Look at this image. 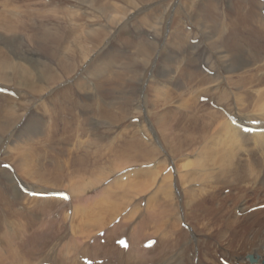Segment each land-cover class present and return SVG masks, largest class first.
Wrapping results in <instances>:
<instances>
[{"label": "bare ground", "instance_id": "bare-ground-1", "mask_svg": "<svg viewBox=\"0 0 264 264\" xmlns=\"http://www.w3.org/2000/svg\"><path fill=\"white\" fill-rule=\"evenodd\" d=\"M13 1L14 0H6V3L2 5L5 7V9L8 12L5 14V16H4V13L0 14V26H1L0 31L6 30L8 33H10L12 38H14V40H6V41H7L8 46L11 48L13 55H15L17 58H13L11 56H6V58H3V56L0 53V84L5 85L3 86V88H6V86H11L12 88H16L20 93L24 92V88H28L26 92H29L33 96V100H36L38 99L39 96L44 95L45 93H42L43 88L39 87L35 83L37 82L38 84V81H40L42 85L43 83H46V85L47 84L50 85L49 83L53 79H55L56 74L55 72L53 73L52 71H50V69H53V67L49 64L48 65L51 68L49 66L47 67L45 65L44 66L41 65L43 68L39 69V63L41 64V61L39 59L30 57V55L27 54V46L24 44L23 37L21 38V35L23 34L19 33V31L22 28L27 27L28 23L26 21H21V20L16 21L15 18H16V15H18L17 13L19 11L14 12L13 8L19 9L20 13L22 14H26L27 11L22 12L21 7H22V4H24V6H28L29 0H21V1H16V2H13ZM34 1L37 3H40L38 8L43 6L41 9L36 10L37 11L36 14L37 16H39V20L42 21L44 19L43 16L45 15V13L48 10L54 9V8H51V6L53 7V5L55 4V0H52L50 5L43 0H40V1L34 0ZM60 1H64V4H69L70 1H75L76 3L72 5V8L73 7L84 8L85 5L89 7L93 6L94 1L96 0H58V5L61 4ZM123 1L127 4V6L134 7L136 14L141 12V10L138 9V5L135 1L133 0H123ZM173 1L169 3L168 0H161L159 1V3H161L160 5H163V4L169 5L171 8H173L174 7ZM237 2L239 1L237 0ZM250 3L253 4L252 6H254L253 7L254 9L252 11L250 10L251 12H249L248 15L246 14L247 12L246 11L245 14L242 16L243 19L241 18V21L240 20L232 21L233 23L230 22L229 24L217 18L216 20L210 19L211 22H208L209 20L206 21L207 18H204V20H202L201 22L199 21L200 23L198 22V24L197 22L195 23L191 21L190 23H192L194 30L192 29V31H190L189 27L191 25L189 26L188 24H186L187 28L189 29V31L187 30L188 33H184V31H182V33L175 32V35H174L175 40L174 39L169 40L171 46L176 47V49L179 51V50H182L184 46H187L188 41H191V39L194 41L195 39L200 38L199 33L196 34L195 32V30L197 31L199 30L201 32V35L205 43L208 46H210L212 50L217 51L220 56L216 54L215 51L213 52L211 56H208L209 54L207 53H209L210 51H209V48H206L205 51L203 50L204 54L202 55V57H196L195 55H193V53H194L195 48L197 49L199 46L196 47V45L194 44L192 45L191 42L187 46L186 50L192 53L193 57L197 60L198 63H201V64L205 63L206 65H209V67L211 66V68H214L213 70L218 71V75L216 74L217 73L216 72L214 76L210 75L205 80H203V82H210V84H213V85H210L212 87L201 84L198 87H194L193 90L189 89V93L191 94V90H192L193 95H194L193 96L191 94L193 102H191L190 97L185 98L184 95H182L183 97L180 96L182 101L184 102V103H181L182 105L185 104L187 106V103L191 102L189 103L191 104L189 106L190 114L188 112L186 115H179L177 114L178 111H174L171 108V106L168 108L166 107L164 110H161L160 112L155 113L156 121L158 122L159 127L162 126V129H161L162 136L159 135L157 130H155L151 126L152 124H148L149 128L147 125H143L141 136L144 138V140L149 141V143H151L153 146L150 149L141 148V150L136 152L135 155H137L140 159H137L135 156L134 158H136L135 159L136 161L140 160L141 162L139 163L136 162L134 164H138L137 166H139V168H136L134 171H131V170L127 171L126 169L123 174H121L120 172H117V173L115 172V175L113 176V178H105L103 175H100L101 177L95 178V179H89L87 182L80 184V185L79 184L75 185L76 183H74L73 181L72 183L74 184L69 183L70 185L68 187H70L69 190H70L72 199L77 198V201H75L77 203L74 204V206L71 204L72 208L70 206V209L74 210L73 211L74 215L69 221L70 225H73L74 218H76L77 213L79 214L86 213L88 212V208H90L91 213L96 217V222L102 225L103 227H105L108 224L110 225L112 223L115 224V227L113 229L109 228L110 230L108 231L109 233L108 241L105 245H101V243L98 244V242H94V244H92V246L94 247V250H93V248L90 247L91 245L89 242L82 241V242L77 243V250L81 253L80 254L81 257L79 258L80 261L82 260L83 257H91L93 260L110 258L109 262L104 263V264H149V262H153L156 264H223L219 260L220 259L219 255H221L222 257L225 258V260L229 261L232 264H263L264 263V216H263L264 211L257 210V211L251 212L253 206L255 205L260 206L264 204V132L245 133L241 128L236 126V123L233 120L229 119V117L226 115L224 110H221V107H223L225 110L233 114L234 119L240 118V121L242 123L244 119L250 120V121L252 120L257 121L256 119L264 120V59L263 58L261 59L258 54V51H259L258 48L259 47L262 48L263 46H258L257 48L255 45V42L250 40V38L246 37V34L249 33L250 37L256 38V41L264 40V15L261 14V12L264 11V5L262 3V0H256V1L250 0ZM149 6H152V4ZM257 6L259 8L261 7L259 10L258 17L256 16V13H255V8ZM191 7L189 8L191 9ZM239 9H242V8L239 7ZM131 12L133 14L134 11H131ZM73 13L74 12L71 11V16L73 15ZM169 13H170V10H169ZM29 15L30 13L27 14L26 17H28ZM78 18H79V15H78ZM145 19L146 18H144V21L142 22L144 26L146 23L152 22V21H149L148 19L146 20ZM28 20L30 21V16L28 17ZM156 21L158 20L156 19ZM61 23L63 22L61 21L59 24ZM38 25H39V22H38ZM198 25H200L204 30L200 29ZM161 27L165 29L166 25L162 24ZM74 31H77V35H79V33L81 34L82 32L80 29H73L69 31V34H72V32ZM95 32L96 31H94V28H91V30L88 31V37H92V35ZM150 32L152 31L151 30L145 31V34L149 35ZM157 33L159 34V32ZM77 35L75 36V40H74V42L76 41V43L74 44L75 46H77V37H78ZM166 35L167 33L163 32V36L166 37ZM65 37L66 36H64V38ZM152 37L156 39L155 36H152ZM64 38L62 37H60L59 39L56 38L57 40L56 39L55 40L57 42L53 40H48L49 32H45L43 34V38L41 39L44 40L45 42L58 43L61 48L57 46L58 44H56L55 46H57L59 49L62 50L61 54H63V52L66 54L67 49L66 50L64 49L65 48L64 43L67 41V39L65 40ZM125 39L127 38L125 37ZM172 41H175L173 42L174 44L172 43ZM238 41L243 42L242 43L243 45L245 44H248V45L243 47V45L241 46L238 44ZM262 43H264V41ZM168 44L169 43H167V45ZM49 47L50 46L48 45V48ZM57 47H56V50L58 51ZM251 48H254V50H252ZM50 49L48 50L49 51L53 50V49L51 50ZM255 49H257V51H255ZM158 50L159 48H158L157 43L151 42L147 39H145L143 44L139 47V49L137 50V55L140 57L143 56L142 65L144 69L147 68V66H149L152 63L151 60L153 58L154 51H156V56L157 54L159 56ZM70 51H72L73 55L68 54L69 55L68 56L66 54L65 56L68 58L72 57L71 58L72 60L74 59V56L77 55V48L70 49ZM120 51L124 53L123 48H121ZM124 51H126V48H124ZM248 51H251L252 55L248 54ZM224 52H227V54L224 55V59L221 60L220 65L216 67L212 66L211 58L213 57V55L216 54L218 57H221V54H223ZM80 53L86 54L87 52L86 50H80ZM118 53L119 52H117V54ZM168 55H171V54L167 53L164 56L165 61L168 63L164 64L163 71L160 73L161 80L156 83L158 85L156 87L154 86L155 91H153V93L155 92L157 95V101L161 105V108L164 105L172 104L176 100H179L178 96H176L177 93L175 92L172 93L174 83L176 84V86L178 85L179 78L177 76V73L179 71L177 72L175 69L173 71L171 63H170L171 62L170 59H172V56L168 58ZM52 58L51 60H53ZM76 58L78 57L76 56ZM128 58L129 57H126V59ZM22 59L26 61L32 60L31 63L34 62L35 64H38L36 68L39 72H35V71L30 70L29 68H26L23 65V63L20 61ZM57 59L61 60L60 64H61L62 69L59 68V70L65 71V73L66 72L70 73L71 71L75 73L74 70H77V69L72 68L71 63H69L70 61L69 59H68L69 61L67 62L70 65L67 62H65L67 59L64 58V55H59V58L57 57ZM129 59L131 60V58ZM92 61H94V59H92ZM119 61H120V58L118 55H111L109 53H106L105 57L99 58L97 61L95 60L94 61L95 63H93L94 65L92 64L90 65H92L91 69L93 70V72H96V74L99 73L103 75L105 72H101L102 70L108 72L110 68L112 67L113 69H116L114 65H116ZM203 61H206L208 64ZM58 67L59 66H57V68ZM74 67L76 68V66ZM126 67H128L129 69V62L127 63V65H124L125 69H127ZM118 69L119 68H117L116 70ZM180 71H181V68H180ZM227 71L231 72L232 74H229ZM191 73L193 74V72L187 71V76H190ZM222 73L224 74L227 73V75L225 74L226 75L225 80L221 79L220 74ZM99 74L98 76H100ZM166 76L171 77V78L169 80H166ZM19 77L21 78V82L20 84L16 85V80ZM116 79L117 78H115L114 80ZM65 80L67 79L65 78ZM107 80L109 82L113 81L109 79ZM31 81L34 82L35 85L31 84ZM86 83L88 84V82ZM196 84L198 83L196 82ZM246 84H251V85L248 86ZM21 85L23 86L21 87ZM90 85L92 84L90 83ZM192 86L194 85H191L190 87ZM245 86H247L248 88H246ZM75 87L76 85H73V87L71 88L75 89ZM77 87H78V84H77ZM103 87H99V88H103ZM232 87L233 88L236 87L238 91L234 92L232 90ZM87 88H91L89 84ZM247 89H252V91L254 92L253 95L256 99L255 102L249 103V106L245 107L246 109L243 108L244 110H242V108L240 107L235 106V109L237 110L236 111L232 107L228 106L229 102L232 100L233 97H234L235 102L244 101L245 93H246L244 92V90H247ZM56 91L58 90H55L53 93L55 94ZM46 94L44 95L45 98L39 99L36 103L42 101V108L45 109L44 110L45 114L51 119L49 123L50 125L45 123L42 120H35L26 127L25 133H28V132L39 133L40 131H43L47 136V140H46L47 142L54 141V138L59 136L58 139L61 138L66 143H69L70 145L75 146L73 147V149H68L65 151V152H69L68 154L69 159H67L68 162L65 163V165L60 164L59 167H55V165L53 166L52 164L53 169H59L64 174L66 166L69 167V164L73 166L71 164L72 163L71 157L75 156L74 160L77 161V158L80 155H81V161L84 162L85 166H89L87 169L84 170L85 173H89L90 172L89 170L95 171L97 166L106 164L107 161L110 160V157L112 155L114 156V154H112L111 156H108L107 154L105 155L107 156L106 158L105 156H103V153L100 152V150H94V151L91 150L92 152L91 151L81 152V150L80 152H78L77 150L78 149L77 146H79L78 144H80V143L77 144V134L79 132V129L81 128V125L78 123L77 113H75L77 111V96L73 95L71 90H68L66 92L64 91L61 93V95L59 94L60 96H57L58 99L57 98L55 99V97H54L55 100L53 99L54 101L51 99V101H53V107L48 108L47 104L48 105H51V104L45 101L47 98H49V95L46 96ZM22 95H25V93H23ZM201 96L209 97L210 104L213 101L214 105H216L217 107L212 106L213 109L210 111H207V109L203 106L201 107L199 104H197ZM137 98L135 97V99ZM3 101L11 102L12 100L11 99L6 100L5 97L0 96V135L1 136L5 135L7 132L12 130L11 127L15 126L16 123L20 119L18 115V109L20 108V106L12 105L11 106L12 110H11L9 109V106L7 107L5 105L2 106ZM87 102H89V100ZM135 104L136 103H134V105ZM140 104L143 106L141 102L139 103V106ZM93 105H95V102ZM23 106L24 104H22V107ZM197 107H199V109ZM94 108L95 107H93L92 109ZM180 109H183V108L181 107ZM252 109L255 113H257L256 119L250 118L245 115L246 113H251ZM140 110L142 111V109ZM143 110L145 111L144 120L146 122L149 120V117H150V112L148 111L149 109L147 106V102H145ZM60 111H62V113L66 112V115L62 116L61 114L60 116H58ZM120 113L118 114L120 115ZM128 114L129 113H127L126 115ZM70 115H73V117ZM167 115H170V116H167ZM117 117L118 116H116L115 118ZM168 118L172 119V123H173L172 125L167 124ZM72 119H74L73 124L68 122V120H72ZM114 120L115 119L113 118V121ZM121 123L119 125H121ZM247 126H250L252 128L259 127V126L251 125L250 123H248ZM104 127L106 128L107 126H104ZM262 128L264 129V126H262ZM92 129H97V126L92 127ZM167 129H169V131H167ZM122 133L123 132H121V134ZM151 133L154 134V138L151 137ZM117 135L119 134L117 133ZM11 138H13V135ZM3 139L1 140V142L4 141ZM155 140L158 141V145L155 144ZM119 141H121L122 143V140H119ZM7 142L8 140L4 142L5 143L4 147ZM144 143L145 142L143 141H138V145H143ZM109 144H110L109 146H111V142ZM114 145L115 144H113L112 146ZM80 146L82 147V145ZM84 146L85 145H83V147ZM109 150L111 151V153H113L111 149ZM86 153L91 154V155L89 156L87 155V157L82 156V155L86 156ZM127 156L131 158L133 155L129 153L127 154ZM44 157H47L45 153H44ZM9 159H10L9 162L8 161L7 162L10 163L11 161L13 163L12 155L9 156ZM104 159L105 161L103 162ZM13 165H15L14 173L6 168L4 169L0 167V187L3 185H6L8 187V189H5L6 191L12 187L15 193V198H12L11 196H9L8 198L5 193H2L0 191V206H1L0 209L6 211L4 219H2L3 217L2 215L0 216V237L2 236L3 233L4 234L7 233V229L9 225L5 226V222L7 221V216L12 213V208L15 205V203L22 202L23 199H28V200L38 199L37 197H30L29 195L24 194L22 190L18 187L17 181L13 183L12 185L9 184L7 180L12 175L14 176V179H15L16 172H21L18 165L16 164H13ZM170 166H172V169L167 171V169ZM103 168H106V166L104 165ZM103 168H102L101 173H104L106 175V170H104ZM52 180L55 182L53 185H55L59 181V176L54 175ZM120 181H127V183L120 185L119 184ZM259 184H260V187H258ZM27 187L29 189L43 192V193L50 192V191L63 190V189H51V190L50 189H36L28 185ZM227 188H229L231 192L228 195L224 193V190H226ZM253 188H256V190H253ZM0 190H2V188H0ZM252 191H255V193H252ZM143 193L149 195L148 197L149 203H155L157 196L159 195L163 196L164 200H166L165 204L162 202L164 204L165 209L163 207H161L160 209H155L154 211H157V215L152 214L151 224L149 225L146 224L143 227V225L145 224L144 223L145 221L142 220L139 223V225L134 227L135 229H133V232L131 233L127 229L125 230V227H127L128 225V221H129L128 218L131 219L132 217V219L135 220L137 212H138L137 206H139L135 204V203H138L136 199H138L139 197L138 194H143ZM101 195L105 197L97 198L98 196H101ZM117 195H120L122 197V203L125 204L126 211H123L124 208L120 207L112 199L113 197ZM250 197H253L254 199H258L259 201L251 204L252 199L250 202ZM85 198L87 201L93 200V205L92 206L89 205L90 201L88 202V204H83L82 202L83 200L85 201ZM50 199H53V198L45 199V201H49ZM97 199H101V200L108 202V205L104 207H98ZM143 200L144 199H142V202ZM95 206L97 210L95 209ZM127 207H129L128 211H127L128 209ZM103 213H106L107 216H103ZM240 213L241 215H239ZM117 218H120L119 223L115 222ZM183 222H186L189 225V229H184L182 227ZM138 226L140 228L139 230H137ZM144 229L145 230L147 229V231L149 230L150 232H145ZM150 229L154 231H151ZM122 231L130 235L131 244H130L129 250L127 251L121 248L118 249L116 245L115 246L113 245V242H114L113 238L116 235H119ZM138 231H140V233ZM114 232H116L117 234L112 235ZM33 235H34V238H37L34 240V246L38 250H36L35 253H27L26 255L24 254L21 256H13L11 260L6 258L5 264H39L40 262H46V261L55 263V264H84L82 263V261L81 262L79 261L78 263L79 255L76 253L77 251L76 249L73 250L74 248L73 242L67 247H65V245H61L59 243H55L53 246H51L52 244L45 243L43 240L39 241L44 237L46 238L49 237V235L47 234V231L45 229H42L41 227L37 228L34 231ZM17 237H19L18 232H17ZM148 238L158 239L157 245L152 249H144L141 247V245ZM8 242L10 241H7L6 243ZM35 242H41L42 244L39 246ZM43 249L47 251L49 250L48 252H46V254H44L46 255V257L39 256V254L43 252L42 251ZM73 251L74 253H72ZM190 252H192L193 257L190 256ZM47 253H49V256L47 255ZM58 256H60V258L57 259ZM250 256L253 257V259L255 260L254 263L250 262V260L248 259V257ZM1 260L2 258H0V264H3V261L1 262Z\"/></svg>", "mask_w": 264, "mask_h": 264}, {"label": "rangeland", "instance_id": "rangeland-1", "mask_svg": "<svg viewBox=\"0 0 264 264\" xmlns=\"http://www.w3.org/2000/svg\"><path fill=\"white\" fill-rule=\"evenodd\" d=\"M16 1H21V0H14L13 2H16ZM133 1H135L137 3L138 9L141 10V12L138 11L139 12L138 14H136L134 7L127 6V4L123 0H112V1L111 0H96V1H94L93 6L89 7V6L85 5L84 8H80V7H78V8L73 7L72 8V5L76 3L75 1H70L69 4H64V1H60L61 2V4H59L60 6L58 5V3L57 4L55 3L53 5V7L51 6V8H54V9L48 10L45 13V15L43 16L44 19L42 21L39 20V16H37L36 10L41 9L43 6L38 8L40 3H37V6L35 7V5H36V2H35L33 9H31V12H33L34 15H32L30 17V21H35V24H34V22H32V23L30 22L29 25L27 24V27L22 28L19 31V33L23 34V35H21V38L23 37L24 44L27 46V54L30 55V57L39 59L41 61V64L39 63V69L43 68L42 66H44V65L47 67L49 65H51L53 67V69H50V71H52L53 73L55 72V74H56L55 79H53L49 83L50 85H48V84L46 85V83H43V85H44L43 86L40 81H38V84H37V82L35 84L38 85L39 87L43 88L42 93H45V94L47 93L46 96L49 95V98H47L45 100L46 102L51 104V105L47 104L48 108L53 107V101L57 98V96H60L61 93L64 91L66 92L68 90H71L73 95L77 96V111L75 113H77L78 123L81 125V128L79 129V132L77 134V144L80 143L78 145L79 146L82 145V147L80 146V148H79V146H77L78 152H80V150H81V152H89L91 150L92 151L100 150V152L103 153V156H105L107 154H108V156H111L112 154H114V156L112 155L110 157V160H108L106 164L97 166L95 171L89 170L90 171L89 173H85V171H84L89 166H85L84 162L81 161V155L78 156L77 161L74 160L75 156H73V157L70 156L71 161H72L71 164L73 166H71L70 164H69V167L66 166L64 174L59 169H53L54 165H55V167H59L60 164L65 165V163L68 162L67 159H69V156H68L69 152H65V151L68 149H73V147H75V146L70 145L69 143H66L61 138L58 139L59 136L54 138V141L47 142L46 141L47 136L43 131H40L39 133H34V132L25 133L26 127L31 122H33L35 120H42L47 124L50 123L51 119L45 114V112H44L45 109L42 108V101L38 102L41 104V106H40V104L36 103L39 99L45 98V96H44L45 94L39 96L38 99L33 100V96L29 92H26V90H28V88H24L23 93H25V95H22L23 94L22 92L20 93L16 88H13L18 93L19 97H21L19 99L12 98L15 100V102L19 103L20 108L18 107L19 108L18 109V115H19L20 119L16 123L15 126L11 127L12 130L7 132L5 135H2V136L0 135V143H1V145H0V160H2V161H0V164L2 162H7V161L9 162V160H10L9 156L12 155L13 156V163L10 161L9 164L12 163L11 165L13 167L15 166L13 164L18 165L21 172H16V175L19 178H21V180L23 181V183L26 186L28 185V186L34 187L36 189H50V190L51 189H63V190L69 191V193H70V190H69L70 187H68L70 184L76 183L75 185H78V184L80 185V184L87 182L89 179L99 178V177H101L100 175H103L105 178H113V176L115 175V172L116 173L120 172L121 174H123L126 169H127V171L128 170L134 171L136 168H139V166H137L138 164H134L136 162L137 163L141 162L140 160H138V161L135 160L136 158L140 159L137 155H135L136 152L141 150V148L150 149L153 146L151 143H149V141L144 140V138L141 136L143 125L148 126V124H152L151 126L155 130H157L159 135H161L162 126L159 127V124L156 121V116H155L156 112H160L161 110H164L166 107L168 108L171 106V108L174 111H178L177 114L186 115L190 110L189 106L191 104H189V103L193 102V99H192L193 88L198 87L201 84L205 85V86L213 85V84H210V82H203V80H205L210 75L208 73H205L204 71H202L200 69L201 63H198L197 60L193 57V55H195L196 57H202L206 48H209V51H210L209 53H207V54H209L208 56H211L213 54V52L215 51V50H212V48L205 43V41L201 35V32L199 30L198 31L195 30L196 34L199 33V35H200V38H198V40H200V43H196V47L199 46L198 47L199 49L195 48L193 55H192V53H190V51L186 50V48L190 44V42L193 45L192 39H191V41H188L187 46H184L183 49L179 50V51L176 49V47L171 46L169 40L174 39L175 32L176 33H182V31H184V33H188L187 30L189 31V29H190V31H192V29L194 27L192 26V23H190L191 21H193L195 23L197 22V24H198V22L199 21L201 22L202 20H204V18H207L206 21L209 20L208 22H211V20H216V18H217V19H221L222 21H225L229 24L230 22L233 23L232 21H238V20L241 21V18L245 14L246 11H247L246 14L248 15L249 12H251L254 9L253 8L254 6H252L253 4L250 3V0H247V1L246 0H238L239 2H237V0H212V1L211 0H174V1L172 0L174 2L173 8H171L169 5H164V4L160 5L161 3H159V1H161V0H155V1L154 0H144V1L133 0ZM172 1L168 0L169 3ZM183 1H185V2H183ZM215 1H216V3H215ZM28 2H29V4H31L30 0ZM55 2H58V0H55ZM5 3H6V0H0V14L4 13V16L8 12L5 9V7L2 6ZM244 3L245 4L247 3V4L245 5ZM262 3L264 5L263 1H262ZM151 4H152V6H149ZM67 5H70V6L68 7ZM224 5H226V6H224ZM237 6H238V8H237ZM62 7H64L65 9ZM165 7H166V9H165ZM189 7H191V9ZM239 7L242 9H239ZM27 8H32V7L30 5L24 6V4H22L21 11L22 12H24L26 10L28 11ZM260 8L258 6L255 8V13H256L257 17L259 16ZM13 9H14L13 10L14 12L19 11L17 13L18 15H16V18H15L16 21L22 20L23 18L27 21V17L23 16L24 14L22 15V13H20L19 9H16V8H13ZM169 10H170V13H169ZM71 11L74 12L72 16H71ZM131 11H134L136 16H135L134 12L132 14ZM238 11H240V12H238ZM223 12H224V14H223ZM236 12H237V14H236ZM261 14L264 15L263 11L261 12ZM30 15H31V13H30ZM78 15H79V18H78ZM80 16H81V18H80ZM233 17L235 20L233 19ZM31 18L34 20H32ZM144 18H146L152 22L146 23L144 26L142 23L144 21ZM37 19H38L39 25H38V22L36 25ZM156 19L158 21H156ZM61 21L63 23L59 24ZM162 24L166 25L165 29L163 27H161ZM186 24H188L189 26L191 25L190 26L191 28L188 26L189 27V29H188ZM198 27L200 29L204 30L200 25H198ZM91 28H94V31H96V32L92 35V37H88V31L91 30ZM0 29H1V26H0ZM73 29H80L82 32H81V34L78 32L79 35H77V31H74V32H72V34H69V31L73 30ZM149 30H151L152 32H150L149 35H146L145 31H149ZM45 32H49V39L48 40H53V41H56L60 37L64 38V36H66L64 39L65 40L67 39V41L64 43L65 45L63 44L65 46L64 49L65 50L67 49L66 54L67 55L68 54L73 55V53H72V51H70V49H76L77 48V55L76 56L78 58H76V56H74V59L71 60L72 57H70V58L66 57L65 56L66 54L64 52H63V54H61L62 50L59 49L61 47L58 43L45 42L44 40H42L41 38H43V34ZM112 32H114V33H112ZM157 32H159V34ZM163 32L167 33L166 37L163 36ZM246 33H248V32H246ZM151 34H152V36H155L156 39L154 37H152ZM248 34H246V37L250 38V40L254 41L257 48H258V46H263L262 48L259 47L260 49L258 48V50H259L258 54L260 56V54L263 53L262 56H260V58L264 59V57H263L264 56V43H262L264 40L263 41H256L255 37H250V34L249 35ZM76 35L78 36L77 37V46L74 45L76 43V41L74 42ZM53 36H54V38H53ZM125 37L127 39L128 38L129 39L127 40V39H125ZM241 38H243V37H241ZM145 39H147L151 42L157 43L158 48H159V50H158L159 56H158V54L156 56V51H154L153 52V58H155V59L152 58V60H151L152 63L149 66H147V68L144 69L143 65H142L143 56H141V57L138 56L137 50L143 44ZM6 40H14V38H12L10 33H8L6 30H1L0 31V53H1V55L3 56V58H6V56H11L13 58H17L15 55H13L11 48L8 46ZM122 42H123V44H122ZM173 42H175V41H172V43ZM167 43H169V44L167 45ZM242 43L243 42L238 41V44L241 46L243 45ZM56 44H58L57 46H59V48L57 46H55ZM48 45L50 46L49 48H48ZM52 45H54L55 48ZM71 45H72V47H71ZM246 45H248V44L243 45V47H245ZM74 46H75V48H74ZM107 46H108V48H107ZM113 46H115V47H113ZM120 46H122V47H120ZM56 47L58 48V51L60 53L56 50ZM47 48L48 49L51 48L53 50L49 51ZM121 48H123L124 53H122V51H120ZM124 48H126V51H124ZM221 49H223V48H221ZM251 49L254 50V48H251ZM80 50H86L87 53L86 54L80 53ZM43 51H45V52H43ZM255 51H257V49H255ZM117 52H119V53L117 54ZM198 52L201 53L200 56L199 55L197 56ZM43 53H45V54H43ZM53 53H54V55H53ZM106 53L119 56L120 61L116 65H114V67H116V69L117 68H119V69L116 70V69H113V67H112V68H110V70L108 72L103 71V70L101 71V72H105L106 75H105V73L103 75L99 74V73L96 74V72H93V70L91 69V66L94 65L93 63H95L94 62L95 60L97 61L99 58L105 57ZM114 53H116V54H114ZM167 53L171 54V55H168V58L172 56V59H170L171 60L170 63H171L173 71H174V69L177 72L179 71L177 73V76L179 78L178 85L176 86V84L174 83L173 92H172V93H174V92L177 93L176 96H178L179 100H176L175 102L172 101L173 102L172 104L164 105L161 108V105L157 101V95L155 92L153 93V91H155L154 88L158 85L156 83L161 80L160 73L163 71L164 64L168 63L165 61V57H164ZM215 53L219 55V53L217 51H215ZM47 54H48V56H47ZM216 54H214L213 57L211 58V65L214 67L220 65L221 60L224 59V55L227 54V52H224L223 54H221V57H218ZM248 54L252 55V52L248 51ZM59 55H64V58L67 59L65 62L70 60L69 63H71L72 68L77 69V70H74L75 73L73 71H71L70 73L69 72L65 73V71L59 70V68L62 69L61 64H60L61 60L57 59V57L59 58ZM125 56L131 58V60L129 58L126 59ZM49 57H51L53 60H51V58H49ZM95 57H96V59H95ZM166 58H167V56H166ZM77 59H79V60H77ZM92 59H94V61H92ZM39 60H38V62H39ZM20 61L23 63V65L26 68H29L30 70L35 71V72H39L36 68L38 66V64H35L34 62L31 63L32 60L26 61V60L22 59ZM71 61H73V62H71ZM128 62H129V69H128V67H126L127 69H125L124 65H127ZM203 62H206V61H203ZM212 62H214V63H212ZM29 63H31V64H29ZM90 64H92V65H90ZM57 66H59V67L57 68ZM74 66H76V68ZM148 67H149V69H148ZM175 67L178 69H176ZM255 67H256V65H255ZM120 68H122V69H120ZM180 68H181V71H180ZM212 69H214V68H212ZM126 71H127V73H126ZM187 71L193 72V74L192 73L190 74L191 77L187 76ZM58 72H59V74H58ZM61 72L63 75L61 74ZM64 73H65V75H64ZM228 73L232 74L231 72H228ZM73 74H75V75H73ZM85 74H87V75H85ZM98 74L100 76H98ZM225 74L227 75V73H225ZM225 74L224 73L220 74L221 79H223V80L226 79ZM184 75L186 76V78ZM74 76L77 78H75ZM105 77H107V78H105ZM62 78H64V79H62ZM65 78L67 80H65ZM115 78H117L118 80L117 79L114 80ZM170 78L171 77L166 76V80H169ZM107 79L113 80V81L109 82ZM73 80H75L74 84H72V85L67 84L68 82L73 81ZM90 81H92V82H90ZM248 81H249V79H248ZM20 82H21V78L19 77L16 80V85L20 84ZM86 82H88V84L91 88H87L88 84ZM115 82H117V83H115ZM196 82L198 84H196ZM81 83H83V84H81ZM90 83L92 85H90ZM31 84L35 85L34 82H32V81H31ZM77 84H78V87H77ZM96 84L99 87H103V85L104 84L105 85L103 88H99ZM73 85H76L75 89L71 88V87H73ZM185 85H186V87H185ZM191 85H194V86L190 87ZM246 85L250 86L251 84H246ZM22 86L23 85H21V87ZM52 86H54V87H52ZM9 87H11V86H9ZM210 87H212V86H210ZM245 87L248 88L247 86H245ZM58 88H60V89H58ZM189 89H192L191 90L192 95L189 93ZM49 90L52 92H50ZM55 90H58L59 93H58V91H56L54 94L53 92ZM97 90H99V91H97ZM232 90L234 92L238 91V89L236 87L235 88L232 87ZM143 91H145V92H143ZM244 92H246L244 101L235 102L234 97H233L232 100L229 102L228 106L232 107L233 109H235V106H237V107L242 108V110H244L243 108H245L246 106H249V103L256 101V99L253 95L254 92L252 91V89L244 90ZM106 93H107V95H106ZM122 93H124V94H122ZM108 95H109V97H108ZM182 95H184L185 98H189V97L191 98V102L187 103V106L185 104H183V105L181 104V103H184L181 99V97H183ZM137 96H138V98H137ZM54 97H55V99H54ZM135 97L137 99H135ZM153 97L155 98V100ZM174 97H175V95H174ZM23 98H24V100H23ZM51 99L52 100L54 99V100L51 101ZM88 100H89V102H87ZM110 100H111V102H110ZM94 102H95V105H93ZM140 102L143 104V106L141 104L139 106ZM145 102H147V106L149 109L148 111L150 112L149 120L146 122L144 120V112L145 111L143 110ZM156 102H157V104H156ZM134 103H136L137 105L136 104L134 105ZM22 104H24L23 107H22ZM197 104H199L201 107L202 106L205 107L207 109V111H210L213 109L210 102H205V104H204V103H201L200 100H198ZM78 105H79V107H78ZM11 106H12V103L9 104V109L12 108ZM194 106H195V104H194ZM93 107H95L96 110H95V108L92 109ZM109 107L110 108L112 107L111 110ZM158 107L160 110L158 109ZM181 107L183 109H180ZM102 108L104 111L102 110ZM153 108H154V110H153ZM197 108L199 109V107H197ZM97 109H99V110H97ZM124 109H126V110H124ZM140 109H142L143 112ZM94 110H95L96 114H95ZM113 110H114V112L116 110V112L114 113ZM139 111L142 113H140ZM191 111H193V110H191ZM136 112H138V113H136ZM118 113H120V115L122 114L123 116L122 115L120 116ZM127 113H129V114L126 115ZM61 114H62V116H65L66 112L62 113V111H60L58 116H60ZM67 114H69V113H67ZM189 114H190V112H189ZM113 115L115 117L116 116H118V117L115 118ZM129 115H130V117H129ZM245 115L250 117V118L256 119L257 113H255L252 109L251 113H246ZM70 116L73 117V115H70ZM167 116H170V115H167ZM113 118L115 119L114 121H113ZM135 118H137L138 121L132 122V119H135ZM74 119L68 120V122L73 124ZM256 120H258V119H256ZM169 121H171V122H169ZM100 122H102V123H100ZM124 122H126V123H124ZM120 123H121V125H119ZM167 124L172 125L173 124L172 119L168 118ZM96 126H97V129H92V127H96ZM104 126H107L108 128L107 127L105 128ZM98 127H99V129H98ZM148 128H149V126H148ZM97 131H99V132H97ZM110 131H111V133H110ZM113 131H114V133H113ZM167 131H169V129H167ZM170 131H172V130H170ZM121 132H123L125 135L123 133L121 134ZM117 133L119 135H117ZM12 135H13V138H11ZM151 137L154 138L153 133H151ZM71 138H73V137H71ZM2 139L4 141L1 142ZM6 140H8V142L6 143V145L4 147V144H5L4 142H6ZM119 140H122V143ZM109 141L111 142V146H109L110 145ZM138 141H143L145 143L143 145H138ZM70 143H72V142H70ZM105 143L106 144L108 143V144L106 145ZM112 143L115 145L112 146L113 145ZM116 144L118 147L116 146ZM155 144L158 145L157 140H155ZM83 145H85L84 146L85 148L83 147ZM142 146H144V147H142ZM108 148L111 149L113 153H111V151ZM125 148H126V150H125ZM83 150H85V151H83ZM86 150H88V151H86ZM131 151H133V152H131ZM115 152H116V154H115ZM44 153L46 154L47 157H44ZM129 153L133 155L131 158L127 156V154H129ZM87 155L89 156L91 154L86 153V156L85 155H82V156L87 157ZM118 156H119V158H118ZM134 156L136 158H134ZM105 157L107 158V156H105ZM105 159L103 160V162L105 161ZM75 163H77V164H75ZM126 163H128L129 165ZM52 164H53V166H52ZM131 164H133V165H131ZM104 165L106 166V168H103ZM98 167H100V168H98ZM118 167H120V168H118ZM102 168L104 170H106V175L104 173H101ZM77 170H79V171H77ZM94 173H95V175H94ZM54 175L59 176V181L55 185H53L55 182L52 180ZM7 181L9 182L10 185H12L13 183L16 182L13 175ZM72 181L74 183H72ZM124 183H127V181H120L119 182L120 185L124 184ZM258 187H260V184L258 185ZM223 189H224V187H223ZM227 189L229 190V188H227ZM227 189L224 190V193L228 195L231 192H227L228 191ZM63 190H61V191H63ZM253 190H256V188H253ZM0 191L2 193H4V191H5V193L10 192V196L12 198H15L14 189L12 187L9 189V191L8 190L7 191L6 190H4V191L0 190ZM252 193H255V191H252ZM138 196H139L138 199H136V201L138 203H135V204L139 205V206H137L138 212H137L136 218H135V220L132 219V217H131V219L128 218V220L130 222L128 221V225H127V227H125V230L127 229L131 233L133 232V229H135L134 227L139 225V223L142 220L145 221V222L143 221L145 223L143 225V227L146 224H148V225L151 224L152 214L157 215V211H154V210L160 209L161 207L164 208V204L166 203V200H164L163 196H161V195L157 196L155 203H149L148 202V197H149L148 194L143 193V194H138ZM99 197L101 198V197H105V196L101 195V196H98L97 198H99ZM45 199H48V198H40V199L38 198L35 200L23 199L22 202H17L13 206L12 213L7 216V221L5 222V226L9 225V227L7 229L8 234L3 233L4 235L2 234V236L0 237V258H2L1 262L3 261V264H5L6 258L11 260L13 256H21L24 254L26 255L27 253H35V251L38 250L34 246V240L37 238H34L33 234H34V231L39 227H41L42 229H45L47 231V234L49 235L48 238L44 237L41 240L38 239L39 241L43 240L45 243L52 244L51 246H53L55 243H59L61 245H65V247H67L68 245H70L73 242L74 243L73 250L74 249L77 250V243L82 242V241L90 243V241L93 238L96 239L95 242H98V244H100L101 243L100 242L101 237L97 239L96 234L99 233L100 231L104 230V229L110 228V224L106 225L105 227L98 224L96 222V217L91 213L90 208H88V212H86V213H80V214L77 213L76 218H74L73 225H70V229H68L69 224H70L69 221L71 220V218L73 216L69 217L67 215V210H68V208L70 209V206L72 208V205L74 206V204L77 203V202H75V201H77V198L72 199V197H71V202L68 204H66V202H64V201L62 202V200L50 199L49 201H45ZM112 199L120 207L124 208L123 211H126L125 204L122 203V197L120 195H117V196L113 197ZM142 199H144L143 202H146L144 205H143ZM251 199H252L251 204L259 201L258 199H254L253 197H250V202H251ZM97 200L96 201L98 202L97 203L98 207H104V206L108 205V202H106L104 200H101V199H97ZM88 202H89V205H91V206L93 205V200L87 201L86 198H85V201L83 200L82 203L88 204ZM19 205H23V210H19V207H18ZM143 206H145V207H143ZM256 206H258V205H255L253 207H256ZM127 208H128L127 209V211H128L129 207H127ZM95 209H96V206H95ZM259 210L264 211V208H261ZM5 212L6 211H4V213ZM55 212H58V213L62 212V214H61L62 217L60 219L54 218L53 215L55 214ZM93 212H95V211H93ZM51 214H52L53 220H46V218L44 216L45 215H51ZM150 214H151V216H150ZM239 215H241V213ZM103 216H107L106 213H103ZM4 217H5V214L2 217V219H4ZM132 220H133V222H132ZM182 227H183V224H182ZM139 229L140 228L138 226L137 230H139ZM152 229H150V230L154 231ZM17 232L19 233V237H17ZM138 232L140 233V231H138ZM145 232H150V231L149 230L147 231V229H146ZM116 234L117 233L114 232L112 235H116ZM108 235H109V233H107V235H106L107 241H108ZM7 241H10V242L6 243ZM90 245H91L90 247H92L94 250V247L92 246L91 243H90ZM117 248L120 249L121 247L117 246ZM48 251L45 250V252H48ZM72 253H74V251ZM76 253L78 255L81 254L78 250L76 251ZM44 254H46V253H44ZM47 255L49 256V253H47ZM190 256L193 257L192 252H190ZM221 257L222 256L219 255V258H221ZM58 258H60V256H58L57 259ZM248 259H249V257H248ZM250 262H252V261L250 260ZM252 263H254V262H252Z\"/></svg>", "mask_w": 264, "mask_h": 264}]
</instances>
